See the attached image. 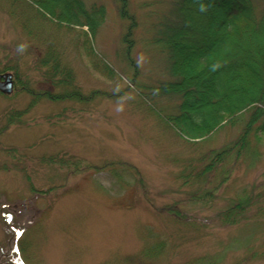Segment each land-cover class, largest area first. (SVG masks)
<instances>
[{"label": "rangeland", "instance_id": "374dc122", "mask_svg": "<svg viewBox=\"0 0 264 264\" xmlns=\"http://www.w3.org/2000/svg\"><path fill=\"white\" fill-rule=\"evenodd\" d=\"M83 1L105 8V20L91 45L98 61L114 72L113 78L95 71L64 32L56 41L65 52L60 58L63 68L58 66L65 73L57 72L55 64L40 67L44 46L19 31L0 0V69L11 66L32 91L93 96L84 103L40 100L23 116L25 121L64 109L75 110L69 116L78 115L66 124L13 127L0 136V167L8 168L0 170V264H194L198 259L212 264H264V228L257 230L248 222L228 227L215 218L208 225L185 227L163 211L167 206L200 220L214 216L230 198L264 193V136L260 145L250 139L248 152L256 151L258 159L250 153L241 160L226 185L213 194L208 209L198 205L200 196L214 189L216 182L182 183L179 174L187 164L227 145L238 129H223L191 144L177 139L156 118L177 113L176 98L152 89L171 80L162 48L153 41L172 0H128V14L135 21L129 53L121 42L127 21L118 16L114 0ZM263 5L264 0H250L253 19ZM244 21L236 23L242 26ZM76 35L75 31L71 38ZM65 43L70 48H64ZM65 75L70 83H61ZM29 101L24 93L12 99L0 96V128L8 112L22 111ZM6 149L21 154L26 171L13 166ZM63 151L100 170L38 162ZM27 171L35 190L50 189L48 194L29 191L24 181ZM254 207L264 210V198ZM147 252L150 256H145ZM254 253V260L242 262L246 254Z\"/></svg>", "mask_w": 264, "mask_h": 264}, {"label": "trees", "instance_id": "16d2710c", "mask_svg": "<svg viewBox=\"0 0 264 264\" xmlns=\"http://www.w3.org/2000/svg\"><path fill=\"white\" fill-rule=\"evenodd\" d=\"M4 1L6 11L16 22L19 31L25 37L44 46L46 54L40 62V67L55 64L53 67L57 72H64L60 69L63 68L60 65V58L65 52H62L59 42L56 41L58 34L64 32V38L69 36L75 44L74 48L79 47V51L90 61L95 71L101 72L106 78L115 77L108 65L98 61L91 45L96 31L105 20V8L86 6L83 0ZM114 4L118 16L127 21V30L121 37V42L126 53H129L135 21L128 14V0H114ZM260 11L258 17L253 19L250 0H172L169 14L164 17L155 32L153 43L162 48L165 67L171 80L162 82L152 89L161 96H173L178 100L176 114L156 115L164 128L177 139L191 144L216 136L223 129H238L236 137L231 142L218 150H208L195 164H187L179 174L185 185L193 183L207 186L212 180L216 182L214 189L203 191L200 196L202 201L198 205L205 209L211 207L210 203L215 197L213 194L226 185L233 174V169L241 160L250 153L252 158L258 159L256 151L248 152V149L250 139L254 140L256 145H260L264 136V5ZM240 19L245 20L242 26L236 23ZM75 31L82 36V40L78 35L71 38ZM69 43H65L64 48H70ZM12 70L14 69L10 66L0 69V72L11 73ZM13 72L14 93L12 96L4 97L12 99L17 94L24 93L30 97V101L22 111L12 110L5 115L0 136L9 128H26L36 124L35 121H25L23 116L40 100L45 99L52 103L77 100L84 103L93 97L82 98L77 91L61 95H53L45 89L32 91L28 88L27 81L21 80ZM68 79L65 75L61 83H70ZM69 113L75 114V110L64 109L55 115L45 116L40 121L51 126L66 124L75 117L69 116ZM5 151L14 161V167L20 166V171L25 170L21 166L24 164L23 157L17 150ZM38 160L41 164L54 167L74 165L78 166L77 168L100 170L93 165L88 166L81 157L69 152H60L55 156H46ZM115 164L130 168L127 163ZM111 166L113 163L104 168L108 169ZM0 170L8 168L1 166ZM29 176L27 171L24 181L28 183L30 192L42 196L48 194L50 189L35 190L29 182ZM262 192L230 198L226 206L214 216L203 217L200 220L167 206L163 211L185 227L200 226L199 222L208 225L212 223L210 222L212 218H215L219 225L232 227L248 222L257 230H263L264 210L262 207H254L264 198ZM145 256H150V253L147 252ZM255 256H257L255 253L246 254L242 262L254 260ZM194 264L212 263L198 259Z\"/></svg>", "mask_w": 264, "mask_h": 264}, {"label": "water", "instance_id": "95a60500", "mask_svg": "<svg viewBox=\"0 0 264 264\" xmlns=\"http://www.w3.org/2000/svg\"><path fill=\"white\" fill-rule=\"evenodd\" d=\"M11 76L0 75V92L9 94L11 92Z\"/></svg>", "mask_w": 264, "mask_h": 264}, {"label": "flooded vegetation", "instance_id": "af4514ba", "mask_svg": "<svg viewBox=\"0 0 264 264\" xmlns=\"http://www.w3.org/2000/svg\"><path fill=\"white\" fill-rule=\"evenodd\" d=\"M0 75H6V72H0ZM9 76H11V86H12V88H11V92H10L9 94H6V93H3V92H0V96H3V95H4V96H12V94L14 93V86H13V83H14V76H13V75H10V74H9ZM18 95H19V94H17L16 96H18ZM16 96H15V97H16ZM53 115H54V114H53ZM77 115H78V114H77ZM45 116H51V115H45ZM45 116L40 117V119H36V120H34V121L36 122L35 125H36V126H37V125H48V124H46V123L43 124V123L40 121L41 119L45 118ZM75 117H76V116H75ZM75 117H74V118H75ZM73 120H75V119H73ZM73 120H72V121H73ZM34 121H33V122H34ZM63 152H65V151H63ZM66 153H68V152H66ZM79 157H80V156H79ZM3 168H5V164H3Z\"/></svg>", "mask_w": 264, "mask_h": 264}]
</instances>
